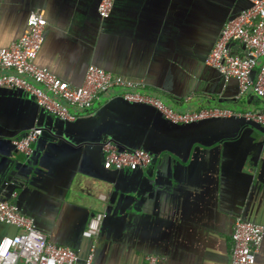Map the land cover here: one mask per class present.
Listing matches in <instances>:
<instances>
[{"label":"crops","instance_id":"crops-1","mask_svg":"<svg viewBox=\"0 0 264 264\" xmlns=\"http://www.w3.org/2000/svg\"><path fill=\"white\" fill-rule=\"evenodd\" d=\"M98 2L0 0V48L16 41L29 13L39 10L46 26L35 63L70 85L82 84L86 68L96 65L139 83L137 92L179 113L264 112L263 99L240 95L235 79L224 80L206 64L224 22L250 0H115L104 19ZM229 50L245 54L239 42ZM122 92L110 89L87 111L69 107L76 117L63 121L32 96L0 88V199L81 258L90 242L81 232L92 214L103 212L92 264H146L150 255L156 264H230L237 217L262 225L255 260L264 264L262 127L238 117L173 124L152 106L125 101ZM32 127L45 135L28 154L35 153L33 169L43 173L20 172L2 184L9 160L26 156L12 140ZM106 140L141 148L155 164L110 172L100 147ZM14 232L0 224V237Z\"/></svg>","mask_w":264,"mask_h":264},{"label":"built area","instance_id":"built-area-1","mask_svg":"<svg viewBox=\"0 0 264 264\" xmlns=\"http://www.w3.org/2000/svg\"><path fill=\"white\" fill-rule=\"evenodd\" d=\"M114 2L99 0L97 13L100 18L110 15ZM250 3L248 8L224 22L206 58V64L215 68L224 80L235 79L240 95L251 91L264 100V0H250ZM45 26L42 11H31L23 34L10 45L0 48V88L17 89L32 96L38 107L60 120L75 119L76 115L69 111V107L87 111L100 95L112 88H119L123 90L122 98L125 101L152 106L173 124L238 117L264 129V112L234 113L219 107H207L179 113L165 106L159 99L137 92L139 83L114 75L96 65L86 68L82 84L70 85L35 63L44 40ZM231 42H239L245 54H231ZM41 134L40 128L32 127L11 143L16 152L28 155L31 144ZM101 151L105 169H143L152 159L141 148L119 150L112 141H104ZM104 217L103 212H95L82 230V237L90 242L81 258L77 250L47 240L33 219L24 215L16 204L0 199V224L15 229L13 234L0 237V264H92L99 226ZM262 239V225L235 218L231 231L230 264H257L255 254ZM146 259V264H156L154 256L150 255Z\"/></svg>","mask_w":264,"mask_h":264},{"label":"water","instance_id":"water-1","mask_svg":"<svg viewBox=\"0 0 264 264\" xmlns=\"http://www.w3.org/2000/svg\"><path fill=\"white\" fill-rule=\"evenodd\" d=\"M245 122H247V121H245ZM247 123H250V122H247ZM263 132H264V129H263ZM44 136H45L44 134L40 135V138H41L40 141H43ZM106 141H111V140H106ZM103 142L101 143V145L103 144ZM115 144L117 145V143H115ZM117 147H118L119 150H131L132 149L130 147H124V146L120 147L119 145H117ZM151 157H152V159H151L150 164L148 165L149 167L153 166L155 164V161H156L155 157H153L152 155H151ZM34 158H35V153H31L30 155H26L23 158V160H17V159H14V158L9 160L8 171H6V173H5V175H7V176L5 177L6 179H5L4 183H2V184H6V183L8 184V182L12 181V178H14L15 176L20 177V172H26V171L28 172V171L32 170L33 167L36 165ZM106 170H109L110 172H113V173H120V172L126 173L124 170H121V171L120 170H110V169H106ZM137 170L138 169H136V170H126V171L134 173ZM13 172H16V173H13ZM32 172H33V174H35L37 176L41 175L43 173V171L41 170L40 166L38 168H36V169H33Z\"/></svg>","mask_w":264,"mask_h":264}]
</instances>
